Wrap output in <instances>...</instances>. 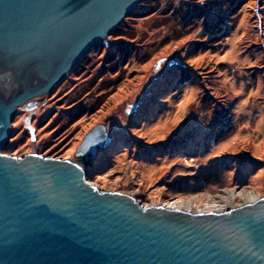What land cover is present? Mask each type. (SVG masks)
<instances>
[{"label":"rangeland","instance_id":"rangeland-1","mask_svg":"<svg viewBox=\"0 0 264 264\" xmlns=\"http://www.w3.org/2000/svg\"><path fill=\"white\" fill-rule=\"evenodd\" d=\"M37 99L3 152L74 158L104 123L85 167L101 190L199 209L264 195V0H141Z\"/></svg>","mask_w":264,"mask_h":264},{"label":"water","instance_id":"water-1","mask_svg":"<svg viewBox=\"0 0 264 264\" xmlns=\"http://www.w3.org/2000/svg\"><path fill=\"white\" fill-rule=\"evenodd\" d=\"M141 0H0V264H264V195L189 212L101 190L86 165L113 137L96 124L74 158L3 152L30 110Z\"/></svg>","mask_w":264,"mask_h":264},{"label":"bare ground","instance_id":"bare-ground-1","mask_svg":"<svg viewBox=\"0 0 264 264\" xmlns=\"http://www.w3.org/2000/svg\"><path fill=\"white\" fill-rule=\"evenodd\" d=\"M233 193H230L231 198ZM260 196L257 192L250 190V189H243V203L251 202L254 200L256 197ZM242 204V203H241ZM166 205H169L171 207H174L176 209L184 210V211H189L193 213L197 212H207V211H224L227 207V204H222V205H216L213 209H202L199 207H196L192 201L189 203L183 202V201H177V202H166Z\"/></svg>","mask_w":264,"mask_h":264},{"label":"flooded vegetation","instance_id":"flooded-vegetation-1","mask_svg":"<svg viewBox=\"0 0 264 264\" xmlns=\"http://www.w3.org/2000/svg\"><path fill=\"white\" fill-rule=\"evenodd\" d=\"M97 44H98V43H97ZM95 45H96V44H95ZM95 45L93 46V48L95 47ZM87 53H88V52H87ZM87 53H86V54H87ZM84 56H85V55H84ZM84 56H83V57H84ZM80 61H81V60H80ZM77 63H78V62H77ZM77 63L73 66V68L77 65ZM35 99H37V98H35Z\"/></svg>","mask_w":264,"mask_h":264},{"label":"trees","instance_id":"trees-1","mask_svg":"<svg viewBox=\"0 0 264 264\" xmlns=\"http://www.w3.org/2000/svg\"><path fill=\"white\" fill-rule=\"evenodd\" d=\"M115 30H116V29H115ZM115 30H114V31H115ZM116 34H118V33L116 32ZM118 35H119V34H118Z\"/></svg>","mask_w":264,"mask_h":264}]
</instances>
